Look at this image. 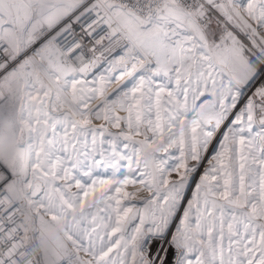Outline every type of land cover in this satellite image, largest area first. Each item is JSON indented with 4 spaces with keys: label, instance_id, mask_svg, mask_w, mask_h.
Instances as JSON below:
<instances>
[{
    "label": "snow or ice",
    "instance_id": "obj_1",
    "mask_svg": "<svg viewBox=\"0 0 264 264\" xmlns=\"http://www.w3.org/2000/svg\"><path fill=\"white\" fill-rule=\"evenodd\" d=\"M0 264H264V0H0Z\"/></svg>",
    "mask_w": 264,
    "mask_h": 264
}]
</instances>
